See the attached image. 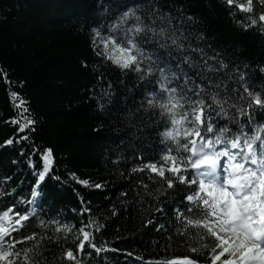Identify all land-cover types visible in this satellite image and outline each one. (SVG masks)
<instances>
[{
    "label": "trees",
    "instance_id": "obj_1",
    "mask_svg": "<svg viewBox=\"0 0 264 264\" xmlns=\"http://www.w3.org/2000/svg\"><path fill=\"white\" fill-rule=\"evenodd\" d=\"M131 7L145 23L162 16L163 21L156 19L154 26L165 27L169 34L174 31L184 45L178 50L170 41L166 48L152 41L142 47L168 61L173 71L182 55L190 56L196 67L185 64L184 71L190 76L201 71L195 79L206 102L211 103L207 93L215 92L236 105H225L228 116L213 111L214 131L227 125L235 132L237 121L248 125L249 132L253 125H264V109H248L247 101L240 99L246 95L245 86L264 98V30L260 22L243 27L247 17H258L264 10L257 0L251 13L225 0H0V212L15 204L13 212L23 214L33 207L26 203L32 201L33 189L39 193L35 214L12 233L16 239L36 234L14 245V251L21 252L16 264H70L63 253L75 250L78 229L89 218L96 224L87 230L106 250L97 253L85 243V253L91 255H83L82 264H168L182 256L199 258L204 264V256L190 249L211 241H201L202 230L185 228L187 222H179L174 212L180 207L196 218L197 210L188 213L184 200L195 186L177 182L169 189L148 169L132 171L149 161L159 165L161 149L166 143L174 147L163 140L162 133L170 126L166 118L144 102L146 93L158 88L155 79L138 81L135 72L121 70L107 55L97 54L105 52L103 45L93 47L94 39L99 44L113 33L119 42L126 26L115 30L113 26ZM133 22L129 17V25ZM93 29L101 37H95ZM205 60L217 71H205ZM178 82L182 77L173 83ZM12 91L27 102L29 111L24 115L37 121L35 132L17 133L10 123L11 117L22 119L10 97ZM237 108L248 111L251 121L238 116ZM25 134L30 138L17 142ZM8 139L13 143L5 144ZM33 146L53 150L54 162L39 185L37 170L42 162L38 154L30 157ZM79 180L90 183L85 186ZM82 208L91 211L81 216ZM65 224L71 231L64 230ZM22 250H27L30 262L24 260Z\"/></svg>",
    "mask_w": 264,
    "mask_h": 264
},
{
    "label": "snow or ice",
    "instance_id": "obj_2",
    "mask_svg": "<svg viewBox=\"0 0 264 264\" xmlns=\"http://www.w3.org/2000/svg\"><path fill=\"white\" fill-rule=\"evenodd\" d=\"M225 3L229 6L235 4L241 12L253 11V0H246L244 3H240L239 0H225ZM257 3L264 8V0H257ZM149 16L153 17L154 13H149ZM129 17L134 18V22L130 25ZM156 19L163 21L164 18L156 16L150 20V23H145L142 17L137 15V8L131 7L120 16L118 24L113 26L114 30L126 26L120 32L119 42L115 33L101 38L99 44L95 39L92 42L94 48L103 45L105 52L97 54L107 55V59L121 70L135 72L138 81L147 80L151 83L155 79L158 85L156 90L146 93L144 102L150 108H158L160 116L166 118V124L170 126H167L162 133L163 140L170 142L174 147L166 143L161 149L160 159L163 162L159 165L149 161L139 168L134 167L132 171L148 169L156 173L169 189H172L177 182L195 186L184 196V200L188 202L185 206L188 213H192L193 208L197 210L196 218L186 215L180 207H176L174 212L179 222H187L184 224L185 228L192 225L197 230H202L199 236L201 241L205 239L211 241L210 244L201 243L199 247L190 249L191 252L204 256V264H264V125H253L249 132L246 130L248 125L237 121L238 128L235 132H232L227 125L214 131L213 111H216L217 115L228 116L225 105L228 108L236 105L229 103L227 96L219 98L218 93L215 92L207 93L211 103L206 102L202 95V85L197 84L195 79L201 77V71L194 72L192 76L184 71L185 64L189 68L196 67L195 61L190 56L182 55L176 70L173 71L168 61L162 60L155 53H150L141 46L157 41L159 47L166 48L170 41L178 50L184 47L174 31L169 34L163 26L157 29L154 26ZM247 21L243 23V27L248 28L260 22L261 30H264V10L258 13V17H247ZM92 31L95 37H101L97 29ZM109 46L111 53L107 52ZM198 51L202 52V50ZM220 66L224 67L222 62ZM202 67L205 71H217L216 68L208 65L206 60ZM3 75L7 79V73ZM181 77L182 82L173 83L180 81ZM244 93L246 95L240 96V99L247 101L248 109L255 106L264 109V98L259 93L249 91L246 86ZM102 94L107 95V93ZM19 96L20 94L15 91L10 93L22 119L11 117L10 123L16 126L17 133H23L25 130L35 132L37 121L24 115L29 109L26 106L27 102ZM99 107L103 109L104 105L100 104ZM236 110L238 116L247 117L251 121V116L244 108ZM29 138L25 134L20 136L17 142L27 141ZM12 143V139L5 141L7 145ZM33 154H38L42 162V167L37 170V185H39L54 162L53 150L50 147L38 150L33 146L30 157ZM21 155H24L23 148ZM138 158L142 159V157ZM29 165L35 168L31 159ZM190 169L194 170L191 177L188 175ZM71 175L75 177L74 173ZM78 182L85 186L90 183L88 180ZM93 187L100 188L101 185L95 184ZM38 194L34 188L32 201L26 202L32 203L33 207L25 209L23 214L19 211L13 212L15 204L0 212V264H16L21 252L14 251V245L35 237L36 234L32 233L31 236H20L16 239L12 233H18L19 229L24 227L21 222L35 214V198ZM90 211L88 208H82L80 215L83 216L85 212ZM13 217H15L14 223ZM6 223L8 226H5ZM43 223L41 221V224ZM95 224L96 221L92 218H89L87 224L82 222V226L78 229L81 235L78 237L79 243L75 250L69 248L63 253L65 260L70 264H82L81 257L91 255V251L85 253V243L89 250H95L97 253L106 250L98 247L96 237L87 230ZM62 227L66 232L71 231L66 224ZM96 230L99 231V226ZM56 231H60V228ZM5 244L8 247H4ZM22 251L24 260L30 262L27 250ZM177 261L180 264H201L199 258L191 256L174 257L168 264H176Z\"/></svg>",
    "mask_w": 264,
    "mask_h": 264
},
{
    "label": "rangeland",
    "instance_id": "obj_3",
    "mask_svg": "<svg viewBox=\"0 0 264 264\" xmlns=\"http://www.w3.org/2000/svg\"><path fill=\"white\" fill-rule=\"evenodd\" d=\"M105 50V49H104ZM107 52L108 53H111V46H109V48L107 49ZM191 170V169H190ZM191 171H193L194 172V170H191Z\"/></svg>",
    "mask_w": 264,
    "mask_h": 264
}]
</instances>
